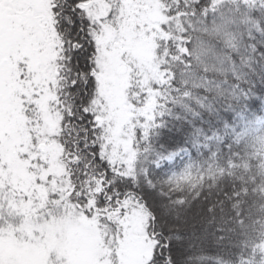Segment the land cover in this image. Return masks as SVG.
<instances>
[{"label": "snow or ice", "instance_id": "1", "mask_svg": "<svg viewBox=\"0 0 264 264\" xmlns=\"http://www.w3.org/2000/svg\"><path fill=\"white\" fill-rule=\"evenodd\" d=\"M0 264H264V0H0Z\"/></svg>", "mask_w": 264, "mask_h": 264}, {"label": "trees", "instance_id": "2", "mask_svg": "<svg viewBox=\"0 0 264 264\" xmlns=\"http://www.w3.org/2000/svg\"><path fill=\"white\" fill-rule=\"evenodd\" d=\"M251 146L254 150H260L261 149V146L259 145V143L252 144ZM184 186L187 187V184H185Z\"/></svg>", "mask_w": 264, "mask_h": 264}]
</instances>
